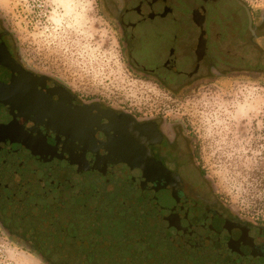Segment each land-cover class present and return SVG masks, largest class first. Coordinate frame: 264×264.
I'll return each instance as SVG.
<instances>
[{
	"label": "flooded vegetation",
	"instance_id": "1",
	"mask_svg": "<svg viewBox=\"0 0 264 264\" xmlns=\"http://www.w3.org/2000/svg\"><path fill=\"white\" fill-rule=\"evenodd\" d=\"M253 21L243 0H127L120 26L140 71L142 63H150L148 73L162 81L191 82L218 64L238 72L246 54L258 57L246 37L249 31L264 32V16L260 29ZM1 38L13 57L8 38ZM59 99L67 103L69 97ZM71 103L79 101L73 96ZM123 119L128 125L123 132L134 137L115 143L121 152L110 154L128 155L133 163L107 164L103 170L79 165L67 154L0 139V222L57 257L55 264H79L62 257L91 255L85 264H109L108 255L112 264H264V228L205 207L190 155L166 140L150 144L149 154L141 138L157 142L155 124ZM94 138L107 142L99 130ZM108 155L98 149L89 164ZM178 174L184 177L181 191Z\"/></svg>",
	"mask_w": 264,
	"mask_h": 264
},
{
	"label": "clouds",
	"instance_id": "2",
	"mask_svg": "<svg viewBox=\"0 0 264 264\" xmlns=\"http://www.w3.org/2000/svg\"><path fill=\"white\" fill-rule=\"evenodd\" d=\"M243 4L260 29L264 0ZM126 7L127 0H0V37L8 38L12 59L25 72L59 85L92 115L110 111L139 125L154 123L160 139L141 138L149 154L150 144L176 145L191 157L205 207L264 228V32H248L259 56L246 54L241 71L218 64L191 82L162 81L133 63L120 26ZM99 123L110 120L101 116ZM103 132L113 135L114 129ZM178 180L181 191L184 177ZM56 260L0 222V264Z\"/></svg>",
	"mask_w": 264,
	"mask_h": 264
},
{
	"label": "water",
	"instance_id": "3",
	"mask_svg": "<svg viewBox=\"0 0 264 264\" xmlns=\"http://www.w3.org/2000/svg\"><path fill=\"white\" fill-rule=\"evenodd\" d=\"M45 88L47 91L41 90ZM64 96L69 97L67 103L58 100ZM72 99L73 96L59 85L52 87V82L47 84L46 78H38L25 72L12 59L0 37V139L6 137L11 141L29 143L43 151L67 154V158L86 168L103 170L107 164L121 161L133 163L128 155L121 159L110 154L121 152L115 143L126 142L129 137H134L133 134L126 135L123 132L128 127L123 119L124 115L117 116L110 111L92 115L88 107L72 106ZM101 116L109 118L107 126L99 123ZM29 125L33 126L26 129ZM95 128L96 131L104 130L106 134L112 128L117 137L108 134L107 142L98 144L94 138ZM54 133L58 136H53ZM100 147L108 150V157L95 160L90 165L91 155L97 154ZM83 148L89 151L85 153L87 149ZM148 162H152L151 159ZM148 179L150 180L144 178L143 181L149 183Z\"/></svg>",
	"mask_w": 264,
	"mask_h": 264
},
{
	"label": "rangeland",
	"instance_id": "4",
	"mask_svg": "<svg viewBox=\"0 0 264 264\" xmlns=\"http://www.w3.org/2000/svg\"><path fill=\"white\" fill-rule=\"evenodd\" d=\"M137 53H138V57L139 58H143L144 57V52H143V50H138L137 51ZM137 61H139L138 59H137ZM134 63V62H133ZM137 63H141V62H137ZM136 63V64H137ZM143 65H145V68H142L141 70L143 71V72H145L146 71V73H148V72H152V69H153V67H154V65H152V64H150V63H148V64H146V63H142ZM137 70H139L138 69V67H137ZM140 71V70H139ZM79 179L77 178L75 181H78ZM79 182V181H78ZM91 190H92V188H91ZM106 260H107V263L109 262V264H112V261H113V258H111L109 255L107 256V258H106ZM79 262V261H78ZM86 263V262H85Z\"/></svg>",
	"mask_w": 264,
	"mask_h": 264
},
{
	"label": "trees",
	"instance_id": "5",
	"mask_svg": "<svg viewBox=\"0 0 264 264\" xmlns=\"http://www.w3.org/2000/svg\"><path fill=\"white\" fill-rule=\"evenodd\" d=\"M82 249H83V248H82ZM62 258H63V259H64V258L67 259L68 262H69V260L74 259V260H76V261H79V262H78L79 264H85V262H87V260L93 258V256H92V255H91V256H76V257H66V256H64V257H62Z\"/></svg>",
	"mask_w": 264,
	"mask_h": 264
}]
</instances>
